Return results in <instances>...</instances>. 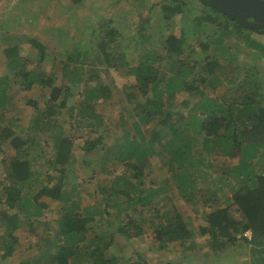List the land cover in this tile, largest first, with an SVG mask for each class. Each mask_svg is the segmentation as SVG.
Returning <instances> with one entry per match:
<instances>
[{
  "label": "trees",
  "instance_id": "16d2710c",
  "mask_svg": "<svg viewBox=\"0 0 264 264\" xmlns=\"http://www.w3.org/2000/svg\"><path fill=\"white\" fill-rule=\"evenodd\" d=\"M49 1L7 3L21 9L17 19L44 12L55 24ZM86 1L67 0L62 7L74 10L60 16L68 33L82 30V47L52 49L54 38L3 31L0 264H15L23 236L26 264H161L174 250L193 256L201 238L199 264H239L231 257L264 247V42L251 37L264 29L247 28L208 0H115L129 3L119 16L130 17L137 32L131 46L113 20L79 14ZM156 6L167 21L158 38L148 15ZM137 45L138 56L131 55ZM97 62L99 68H88ZM121 74L128 77L124 92L114 79ZM11 88L23 91L19 104L35 112L19 118L13 110L9 117ZM179 95L186 98L179 102ZM42 139L53 141L54 153L38 165ZM163 171L167 176L157 177ZM116 234L132 244L125 259ZM243 239L246 249L238 251ZM254 247L248 263L264 264ZM151 253L156 257L148 259Z\"/></svg>",
  "mask_w": 264,
  "mask_h": 264
},
{
  "label": "rangeland",
  "instance_id": "374dc122",
  "mask_svg": "<svg viewBox=\"0 0 264 264\" xmlns=\"http://www.w3.org/2000/svg\"><path fill=\"white\" fill-rule=\"evenodd\" d=\"M66 2H67V0H50L49 1L50 5L56 6V9H55L56 15H54V16H55V18L57 17L58 19H56L55 24H53L54 21L52 22L51 19H50L51 22H49V20L46 21V19H45L46 17L42 16V15H44V12L42 15H38L35 18L31 17L30 20L27 19V17H26L27 14L25 15V13H24V16L22 18L17 19V18H15V16L17 15L18 12L21 11V9H19L20 11H18L17 8H13V6L15 4L14 2L7 3V0H0V72L2 71V66H4V58H5L4 56L1 55L2 50L6 44V42L2 41V40H5L4 39L5 36H3V31L4 32L9 31V32H11L10 34H12V35L15 33V34H18V36H23V37L25 36L24 38H30V37H34V36L38 37V38L41 37L43 39L45 38L44 40H46L47 37L54 38L49 43V46L52 49L59 48L58 50H60V48H63V46H65V47H67V48H65V51L66 50L69 51V50L74 49L75 44L77 46H81V47L83 46V42L81 44V42L79 40V39H81V36H83L82 30H80V31L78 30V32H75L74 34L68 33L67 31L69 30V27H70L69 22L66 20L64 21L63 18H60V16H62V15L66 16L69 12L74 10L73 8L70 9L67 7V9H66V8L62 7L63 5H66ZM151 7L152 6H150V8ZM87 8H88V10H87ZM129 8H130V6H129V3H127V2L126 3H124V2L118 3V2H115V0H87L86 4L84 6H81L80 8L77 9V12L79 14L85 15L87 19H89V18L90 19H92V18L98 19L100 17H103V18H107L109 21L113 20L115 22V23H113V24H115L114 26H117L121 30H127V34H124L125 45L130 44L131 46H133L131 44V41L133 39V36H138L136 34L137 32L133 31V27L129 24L128 18H130V17L126 16L124 18H121L119 16V14H120L119 9L121 11L127 12L129 10ZM14 10H15V13H14ZM148 15L149 16L154 15V18H152L153 25H152L151 30H154L155 37L158 38L159 35L157 33V30H162L163 27H166L167 21L164 20L159 6L154 7L151 12H148ZM158 15H160V17ZM9 19L12 21L11 23H10ZM81 20H82V15L78 21H81ZM118 20L123 21V22L117 23ZM97 21H99L100 23H104L103 20H97ZM50 24H51V26H50ZM78 26H80V24H78ZM49 28L52 29L51 32H47V31H49ZM34 30H36V34L34 32H32ZM42 30H45V33H47L49 35L46 36L44 33L42 34L41 33ZM86 30L87 29L85 28V31ZM86 33H88V32L86 31ZM68 36H69V38L65 39V37H68ZM251 37L256 39V40L264 42V35H258V34L252 33ZM228 38H230V40L233 42L238 40L237 39L238 37H235L234 35H229ZM82 40L84 41L83 38H82ZM89 41H91L89 36L85 37V44L84 45L89 46L90 45ZM133 41H135V39ZM23 46H25L27 48V52H30V44L29 43L28 44L24 43ZM243 46H246V44ZM134 48H137V49H134ZM97 50L98 49L96 48V51ZM127 51L130 52V49H128ZM27 52H25V55L28 54ZM139 52H140V46L137 45V47H133V49L131 51V55L133 54V55L138 56ZM32 53L34 55H36L37 52L32 51ZM57 60L60 61V60H62V58L59 56V57H57ZM50 64H52V62L50 60H47L42 65V67L45 70H47L48 67L50 69ZM98 64L99 63L97 62V64L90 65L91 67H88L89 65H87L86 67L94 68L96 66L97 68H99L100 65H98ZM121 67L123 68L122 69L123 71L128 68L124 65H122ZM85 70H88V69L86 68ZM87 79H88V76H86V80ZM114 79L117 80V83H115V84L123 92H124V90H126V88H128V85L126 84V83H128V81H127L128 77H126L125 74L118 75V77L114 78ZM83 83H84V81H83ZM89 83H90V85L95 84L91 80ZM57 84L61 85L63 83H57ZM12 86H13V84H12ZM10 91L11 92L9 94L12 93V95L15 96V98L13 101H11L12 103H10V107L8 108L9 109V112H8L9 117H11L10 112H12L13 110H16L15 112L17 113V115H19V118L25 116L26 114L30 115V113L35 112V110L32 108H26L25 102L24 103L21 102V104H19L20 103L19 99L25 100V98H26V95L24 96L25 93L23 91H19V93H13L14 91L12 88L10 89ZM121 96H122V99L125 98V95L122 94ZM185 98H186L185 95H179L178 101L180 102L181 100H184ZM45 101H46V98L42 96V98H40V100H39V106L41 107ZM145 107H147V106L144 105V108ZM97 109L103 112L102 106H98ZM115 114H117V113H115ZM109 141H110L109 145L114 143V141H111V139ZM79 143H81V142H79ZM37 148L39 150V151L37 150L39 152L38 154H39V156H41L40 159H38V161H39L38 165H42L43 163L50 162V158H52V154L54 153L53 141L49 140L48 144H46V141L44 139H42L41 143L39 145H37ZM80 150H81V148L77 147V151L80 152ZM90 156H92L91 159L92 158L96 159L98 157V156H93V155H90ZM206 160H207V158H206ZM211 161H219V159H215V158L211 157ZM1 162L2 161H0V168L2 167ZM77 168L78 167L76 166L74 169L77 170ZM74 169L72 170V172H68L66 174V177L73 176V173L75 171ZM1 174H2V176H1ZM166 176L167 175H166L165 171L159 172V174L157 175V177H159V178H165ZM1 177L4 178L2 170H0V178ZM104 177L105 176H102L101 178H104ZM93 187L94 186H92V188ZM231 193H232L231 191H228L226 194L231 195ZM97 194H95L96 197H97ZM94 199H92V201H94ZM100 201H102L101 203L104 204V200H100ZM89 202L90 201H87V203H89ZM214 204H216V203H214L213 201H210L207 203V206H210V205L213 206ZM179 209L182 213H185L186 215H188L189 213H192V211H193V208L190 206H189V208L181 206V208H179ZM184 210H185V212H184ZM233 214L236 215V214H238V212H233ZM195 217L197 218V215H195ZM143 232H146L147 234L151 233V231L149 230V228L147 226L144 227ZM115 237H117V240H118L117 246H119L121 249H123V247H125V246H126L125 248H127V249H123L122 253L124 255L121 254V259H125L126 257H128L127 256L128 254H125V253H128V246H132V244L129 242L128 239L124 238L123 236L116 234ZM244 240L245 239L241 240V242L238 243V245H240L238 251H240L242 247H244L246 249V243L244 242ZM200 242L202 243L201 247H200L202 250H200L199 252H197L195 254L193 253V256L188 254V253L186 254V252L182 254V252H179L180 250H174V252H172V253H169V254L167 253L168 254L167 261H164L161 258L159 259V261L161 264H189L187 262H193V264L194 263L199 264L200 257L205 255V250L202 248V247H205V241L201 238ZM27 243L28 242H27L26 237L23 236L22 241H20L16 245V248H17V251L19 252V254L17 253V255L13 257V259L15 260V264H26L27 262L31 261L29 258H26V257H23L22 255H20V253H22V251L25 250V248L27 247ZM230 252H231V250L228 249V253H230ZM155 254L156 253H151L147 258L148 259L149 258H151V259L155 258L156 257ZM246 255H247V253L246 254L244 253L242 256L245 257ZM242 256L238 258L236 255H234L231 257V259L232 258L235 259L236 262H238L239 264H249L247 260L242 258Z\"/></svg>",
  "mask_w": 264,
  "mask_h": 264
},
{
  "label": "water",
  "instance_id": "95a60500",
  "mask_svg": "<svg viewBox=\"0 0 264 264\" xmlns=\"http://www.w3.org/2000/svg\"><path fill=\"white\" fill-rule=\"evenodd\" d=\"M219 12L252 29H264V0H208Z\"/></svg>",
  "mask_w": 264,
  "mask_h": 264
},
{
  "label": "crops",
  "instance_id": "0c3cea01",
  "mask_svg": "<svg viewBox=\"0 0 264 264\" xmlns=\"http://www.w3.org/2000/svg\"><path fill=\"white\" fill-rule=\"evenodd\" d=\"M247 240L245 239L244 240V242H246ZM246 244H247V242H246ZM236 246H238V244L236 245ZM255 246V247H254ZM252 247H254L255 249H256V251H255V253H257V254H259L260 256H263V260H264V247H261V246H258V245H253V246H251L250 245V247L248 246L247 248H248V250L245 252V254L247 253V255L244 257L243 256V259H245V260H247L249 263H252L253 262V259H252V252H251V248ZM262 248V250H261V253L260 252H258L260 249Z\"/></svg>",
  "mask_w": 264,
  "mask_h": 264
},
{
  "label": "clouds",
  "instance_id": "9594fccd",
  "mask_svg": "<svg viewBox=\"0 0 264 264\" xmlns=\"http://www.w3.org/2000/svg\"><path fill=\"white\" fill-rule=\"evenodd\" d=\"M248 28V27H247ZM244 236L249 240L251 241V239H253V232L251 229H247L245 232H244Z\"/></svg>",
  "mask_w": 264,
  "mask_h": 264
}]
</instances>
